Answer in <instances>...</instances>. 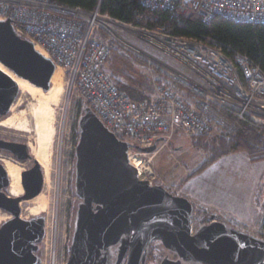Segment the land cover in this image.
<instances>
[{
	"label": "built area",
	"instance_id": "1",
	"mask_svg": "<svg viewBox=\"0 0 264 264\" xmlns=\"http://www.w3.org/2000/svg\"><path fill=\"white\" fill-rule=\"evenodd\" d=\"M141 5L145 12L169 11L179 22L199 17L210 23L223 17L236 23L264 24V0H142ZM5 20L63 69L70 100L84 98L104 125L130 144L128 152L133 148L138 150L136 155H154L180 131L194 137L234 134L239 122L264 129L260 63L246 53L227 52L212 35H176L173 26L141 27L103 13L100 7L87 11L52 0H0V21ZM115 25L153 37V45L175 61L171 64L137 51L156 64L146 100L132 98L105 70L121 36ZM150 146L156 150H143ZM151 160L152 156L145 161L140 158L151 170L143 178L149 181L155 179L147 166ZM56 233L50 245L53 254Z\"/></svg>",
	"mask_w": 264,
	"mask_h": 264
},
{
	"label": "water",
	"instance_id": "2",
	"mask_svg": "<svg viewBox=\"0 0 264 264\" xmlns=\"http://www.w3.org/2000/svg\"><path fill=\"white\" fill-rule=\"evenodd\" d=\"M0 62L30 82L50 88L55 63L44 58L34 43L19 36L10 20L0 21ZM19 93L17 83L0 69V115H7ZM80 118V140L76 149V193L83 201L77 211L68 264H81L86 251L96 254L118 243L124 233H132L122 248H131L128 264H142L149 244L159 239L184 258L201 264H264V238L228 227L215 217L193 234V204L160 184L140 176L128 160L130 144L116 136L87 106ZM28 144L0 138V149L19 160L29 157ZM153 152L155 146L145 147ZM35 160L32 169L22 172L25 193L15 197L4 188L10 179L0 162V208L13 218L0 225V264H40L36 254L43 240V219H21L20 201L37 196L44 173ZM80 259V260H77Z\"/></svg>",
	"mask_w": 264,
	"mask_h": 264
},
{
	"label": "rangeland",
	"instance_id": "3",
	"mask_svg": "<svg viewBox=\"0 0 264 264\" xmlns=\"http://www.w3.org/2000/svg\"><path fill=\"white\" fill-rule=\"evenodd\" d=\"M114 29L121 35L115 43L114 52L106 64V72L116 82H122L136 91L149 92L153 84L151 70H156V64H151L147 58L140 57L137 51L148 53L151 57L174 64L169 54L153 45L150 38L142 32L130 28L122 29L115 25ZM136 52H135V51ZM62 73L63 69L60 68ZM61 98L56 106V140L54 146L55 164L58 167L59 150L62 154V188L60 203L56 206V195L50 209L40 215H32L22 211L21 216L27 220L43 219L45 222V237L38 244L36 254L40 264H68V247L71 244L72 227H76L77 211L83 199L76 193V149L80 140V118L88 106L87 101L77 97L70 98L67 94V83L63 78ZM52 85V83H51ZM31 96L20 89L14 108L7 115H0L1 119L9 115L19 114L31 101ZM16 104V105H15ZM82 108V109H81ZM0 134L10 139L22 142L34 140V133L24 132L0 125ZM210 139L217 135H206ZM57 142V143H56ZM213 147V144L210 145ZM138 150L131 148L130 153ZM0 153H4L3 151ZM213 148L197 146L194 136L187 131H180L175 138L156 154L137 155L143 161L152 156L150 166L155 173V179L150 182L160 184L175 195H187L193 204L191 226L193 232L197 226L209 223L213 217L233 227L253 235L263 237L262 219L264 218V158L253 160L245 151H237L223 156L213 165H209L200 174L190 177L208 158H211ZM23 168L27 163L9 154ZM33 157V156H32ZM140 163V162H139ZM143 162H141V165ZM55 175V172H54ZM8 192V187L4 188ZM196 194V195H194ZM199 197L202 204L199 206ZM196 198L198 200H196ZM207 198V199H203ZM230 207L229 212L224 208ZM55 208V209H54ZM10 212L0 208V225L7 221ZM56 214V215H55ZM12 216V215H11ZM223 217V218H220ZM241 217V221L237 220ZM245 218V219H244ZM251 219H258L255 225L249 226ZM243 221H246L244 223ZM57 232L56 251L53 254L51 240ZM56 236V235H55ZM56 255V256H55Z\"/></svg>",
	"mask_w": 264,
	"mask_h": 264
},
{
	"label": "trees",
	"instance_id": "4",
	"mask_svg": "<svg viewBox=\"0 0 264 264\" xmlns=\"http://www.w3.org/2000/svg\"><path fill=\"white\" fill-rule=\"evenodd\" d=\"M52 1L71 8L80 7L87 11L100 7L103 13L141 27H165L169 29L173 26V33L176 35L186 37L212 35L227 52L238 51L248 54L260 63L264 71V24L236 23L223 17H216L210 23H204L199 17H191L184 22H179L173 14L166 10L154 13L145 12L141 5L142 0ZM114 83L120 89L127 91L135 100H146L149 97L146 92L133 90L122 82L114 81ZM209 139L210 137L206 135L194 137V142L197 146L207 149L213 148V153L211 158H208L190 174V177L200 174L213 161L228 153L245 151L253 160L264 158V129L254 128L247 123L239 122L238 130L234 134H219L212 137L210 141ZM212 144L213 147L210 146Z\"/></svg>",
	"mask_w": 264,
	"mask_h": 264
},
{
	"label": "bare ground",
	"instance_id": "5",
	"mask_svg": "<svg viewBox=\"0 0 264 264\" xmlns=\"http://www.w3.org/2000/svg\"><path fill=\"white\" fill-rule=\"evenodd\" d=\"M34 47L44 58L47 59L46 53L41 47L35 44ZM0 69L17 83L19 91L21 89L22 92L29 94L32 99L27 103L25 108L19 110V114L10 115L7 118L3 119L1 121V125L24 132L34 133V140L33 142L29 141L28 146L30 144L29 147H31L30 149L33 154L32 156H34V159L39 162L43 170V187L41 192L37 196L30 199L21 200L20 206L22 208V211H26L27 213L32 215H40L50 209L53 201V196L56 195L57 207L60 203L59 199L62 188L61 180L63 162L61 150H59L60 152L57 160L58 167L56 170L54 169V146L57 127L56 106L59 102V99L61 98L60 96L63 90V73L60 67L56 66L55 71L53 72L50 79V88L45 90L42 86L32 83L28 79L17 75L1 62ZM14 101L11 103L9 111L14 108ZM128 160L138 168L140 176L142 178H147V173H151V170L149 168L139 163L140 159H138L135 153L128 152ZM1 163H3L5 169L7 170L10 179V185L8 187L9 192L7 193L15 197L24 194L25 190L22 184L23 167L17 161L9 158L3 159ZM11 215L12 214L6 215L8 220L13 218V215ZM20 217L21 219H24L22 218L21 214Z\"/></svg>",
	"mask_w": 264,
	"mask_h": 264
},
{
	"label": "flooded vegetation",
	"instance_id": "6",
	"mask_svg": "<svg viewBox=\"0 0 264 264\" xmlns=\"http://www.w3.org/2000/svg\"><path fill=\"white\" fill-rule=\"evenodd\" d=\"M0 138L22 142L19 139L6 138L1 134H0ZM24 143L28 144L29 142L24 141ZM30 148L31 147L28 148L29 157L22 160L23 163H27V166L23 168V171H28L32 169L35 164L34 156L32 157L33 154ZM0 151L4 152V153H0V162H2L3 159L5 158H11L9 157L10 156L9 154H11L9 151L4 149H0ZM14 157L16 156L14 155ZM8 192H9V188H8ZM198 229L199 226H197V228H195V231L194 232L192 231V233L195 234L198 231ZM74 233H75V226L74 228L72 227V231H71V244L68 247V252H69L68 261L72 257L75 249L72 248ZM132 235L133 234L130 232L124 233L118 243L110 246L109 248H102L99 250L98 253L94 255L86 251L85 256L82 257L81 260L80 259L77 260H80L81 264H128L131 248H122V245H123V241L130 240L132 238ZM142 264H201V263H199V260L196 259L182 257L178 251L166 247L161 240L156 239L149 244L147 248L145 261Z\"/></svg>",
	"mask_w": 264,
	"mask_h": 264
},
{
	"label": "crops",
	"instance_id": "7",
	"mask_svg": "<svg viewBox=\"0 0 264 264\" xmlns=\"http://www.w3.org/2000/svg\"><path fill=\"white\" fill-rule=\"evenodd\" d=\"M109 75V74H108ZM110 77H111V75H110ZM152 87H153V84H152ZM151 90H152V88L150 89V91L149 92H146L147 94H148V96L150 95V92H151ZM229 154V153H228ZM228 154H226V155H228ZM226 155H223V156H226ZM223 156H221L219 159H217V160H215L216 162L217 161H219L221 158H223ZM215 161H213L210 165H213L214 163H215ZM187 194H189V193H184L182 196H185V197H187V196H189V195H187ZM194 195H196V194H194ZM188 198V197H187ZM203 199H207V198H203ZM190 200V199H189ZM196 200H198L197 198H196ZM193 202V201H192ZM200 203L202 204V200L200 199V197H199V206H200ZM224 210H226L225 212H229V210H230V207H228V208H224ZM220 218H223V217H220ZM245 219V218H244ZM237 220H240L241 221V217H238V219ZM258 222V219H256L255 221H254V219H251V222L250 223H246V221H243L244 223H246L247 225H249V226H252L253 227V225H255V222ZM263 224H264V218L262 219V232L264 233V228H263Z\"/></svg>",
	"mask_w": 264,
	"mask_h": 264
}]
</instances>
